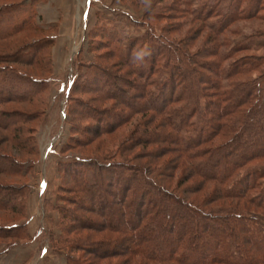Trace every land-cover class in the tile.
I'll use <instances>...</instances> for the list:
<instances>
[{"label": "trees", "instance_id": "trees-1", "mask_svg": "<svg viewBox=\"0 0 264 264\" xmlns=\"http://www.w3.org/2000/svg\"><path fill=\"white\" fill-rule=\"evenodd\" d=\"M38 1L0 9V41L21 32H45L46 36L25 47L19 63L39 68L50 65L51 71L49 51L55 44V27L46 29L37 23ZM200 7L192 15L211 32L206 39V44H211L209 62L188 50L155 47L153 42L160 36L150 26L146 39H153L147 55H142L143 49H135L138 39H129L126 47H113L114 39L117 44L122 40L117 33L97 25L90 29L89 48L94 49L95 40L106 45L135 77L123 85L117 75L91 65L83 82L75 78L70 83L67 103L73 101L71 94L76 91L90 92L97 99L126 106L128 113L96 109L82 100L76 107L70 105L67 114L73 123L72 133L63 149L113 132L135 114L144 117L137 122L139 136L131 141L154 149L144 152L150 157L148 166L95 160L62 162L61 191L73 195L60 199L73 208L57 206L62 235L54 244L98 258L125 256V264H264V219L251 213L264 215V83L259 80L264 78V55H240L244 50L256 51L253 43L264 31L252 30L238 43L231 38L242 32L235 26L241 21L264 22V0H207ZM158 75L167 77L160 81ZM50 80L13 65L0 67V128L8 131V140L18 150L35 156L24 161L0 150V172L8 177H28L38 160L37 131L28 124L41 114L6 111L2 105L42 103ZM79 115L91 119L94 126L74 125ZM171 153L184 169L175 189L167 168L174 165L178 169V162L161 166L155 161ZM88 170L93 183L86 178ZM193 178L200 180L184 185ZM29 188L27 182L17 180L0 183V212L25 218ZM79 209L99 216L98 224ZM77 228L117 237L88 244L84 238H70L68 234ZM31 240L27 222H0V243L5 244L0 253ZM89 260L72 258L70 263L88 264Z\"/></svg>", "mask_w": 264, "mask_h": 264}, {"label": "rangeland", "instance_id": "rangeland-1", "mask_svg": "<svg viewBox=\"0 0 264 264\" xmlns=\"http://www.w3.org/2000/svg\"><path fill=\"white\" fill-rule=\"evenodd\" d=\"M31 1L0 0V9L5 6ZM41 1H46L45 3L48 4L45 6L44 11H42L43 17L39 19L37 13V23L47 29L46 26H51L50 0H39L36 9L39 7ZM64 1H59L60 3H57L53 7V14L55 17L59 16L60 19L57 22L58 24L55 25L57 26L55 27L57 37L55 44L51 52L49 51V57H51L52 61L51 71L50 65L39 68L38 66L23 62L19 63V58L23 55L22 51L26 50L25 47L33 41L46 36L45 32H21L10 40L0 41V67L9 64L29 75L38 78H51L49 87L42 93V103L33 102L32 104H24L10 102L2 105V109L6 111L38 112L41 116L39 119L28 124V127L37 131V144L40 151L38 160L35 161L33 168L29 171V176L18 180L15 177H8L0 172V183L10 184L17 180L29 184V193L26 197V216L24 218L22 215L0 212V222L5 224L26 222L28 210L31 211V208H29L30 201H34L35 208H38L43 215L45 212L47 213V217L45 218L46 227L50 231L46 233L47 238L45 239L50 244V249L58 254L59 257L65 256L67 258L66 264H71L70 259L72 258H80L81 260L90 259L88 264H125V256L98 258L87 251L79 249L71 251L67 245L54 244L62 235L61 213L57 209V206L66 205L73 208V204L65 203L60 199L62 196L71 199L73 195L70 191H61V174L63 172H61L60 165L62 162L67 161L91 162L95 160L100 164L128 162L134 165L148 166L150 157H147L144 152L154 148L141 144L139 146L134 145L132 142L139 136L136 133L140 127L137 122L142 120L144 116L143 114H135L113 132L103 134L89 142L79 143L63 149V145L72 133L73 123L71 122L70 114H67L70 105L76 107L75 104L78 105L79 101L82 100L96 109H118L124 111L125 115L128 113L126 106L119 104L115 100L97 99L94 96L95 94L90 92L76 91L71 94L73 101L67 103V90L75 78L79 82H83L87 78L92 68L91 65H97L107 72L117 75V77L123 79V85L124 82L126 83L127 80L132 81L135 77L129 67L118 62L112 55V50L106 45L95 40L93 44L94 49L89 48L88 33L96 25L97 27L101 26L104 30L117 33L122 38V40H118V44L115 43L114 39L113 47L115 45L126 47L129 39H138L139 42L135 49H143L142 55L148 54V49H150L151 45L150 41L153 39H146V36L150 33L148 31L150 26L160 36L159 39L155 38L153 42L155 47L160 46L163 49L167 48L177 51L188 50L194 57H199L203 62H209L212 58L208 56L210 53L207 49L211 44H206V39L211 32L201 22L194 19L192 15L197 8L201 9L200 5L207 0H70L67 5L71 6L73 12L76 9L78 16L75 15V18H72L68 22L65 20ZM235 26L242 28L243 33L231 35L232 42L234 43H238L244 39V36L252 30L264 31V22L258 19L244 20ZM253 47L256 51L244 50L240 52V55H264V36L257 37L253 43ZM43 54L46 55V50ZM166 75L160 78L158 75L157 78L163 81L167 77ZM101 78L103 81V77ZM259 80L264 83V78H260ZM18 81L20 82V80ZM22 83L25 84L26 82L21 81ZM138 92L140 91L138 90L136 93ZM126 100L134 102L130 96H126ZM76 119L74 125L94 126L95 124L91 119H83L80 115ZM78 135V133H75L73 136L78 137ZM7 136L8 131L0 128L1 152L17 156L24 161L35 158L33 155L18 150L14 142L8 140ZM131 139L133 140L131 141ZM155 161L161 166H167L171 161V164L177 162L179 164L180 159L176 154L171 153L162 155L160 158L157 157ZM261 163H264V161H261ZM183 171V166H180V164L178 169H175L174 165H170V168H167V173L171 172L172 174L171 178L168 179L173 184L172 187L174 189ZM262 171H264V168ZM135 174L138 175V173ZM86 178L89 183L94 182L92 171H86ZM168 179H164V183L167 185H169L167 183ZM199 180V178H193L187 180L184 185L187 186ZM262 182L264 183V178ZM40 190H45V192L37 195V192ZM177 192L183 194L182 190ZM183 195L187 196V194ZM188 196L194 198V195L190 193ZM78 211L80 214H85L88 218H91L92 222L94 221L93 224H98L100 221L99 216L93 213L83 212L81 209ZM251 213L264 219V215L261 213L254 211ZM68 235L74 240L84 238L85 243L88 244L117 237V235L106 231L86 228H77ZM3 244L0 243V246ZM93 253L97 254L96 250ZM60 259L57 258L56 263L50 262V264H62Z\"/></svg>", "mask_w": 264, "mask_h": 264}, {"label": "crops", "instance_id": "crops-1", "mask_svg": "<svg viewBox=\"0 0 264 264\" xmlns=\"http://www.w3.org/2000/svg\"><path fill=\"white\" fill-rule=\"evenodd\" d=\"M59 1L62 0H50L49 5H50V27H57L59 22V16H56L53 14V7L57 4L60 3ZM70 0H65L64 1V6H65V20L71 21L72 18H75V15L78 16V13H76V9L73 12L71 9V6H68V2ZM46 1H41L39 4V7L37 8L38 12V18L40 19L43 17L42 11H44L45 6H47L48 3H45ZM57 10V9H56ZM70 17V18H67ZM64 21V20H62ZM65 22V21H64ZM86 22V21H85ZM47 28H50L46 26ZM55 38L56 37V32H55ZM45 190L37 192V195L39 193H44ZM36 206L34 205V201H30V206L31 211L28 210V215H27V224L29 231L33 237V240L20 244L16 246L15 248L0 253V264H50V262H57V258H61L60 260L62 261V264H66L67 258L65 256L59 257L58 254L54 253L50 249V244L47 243V236L46 233H49L46 227V217L47 213L45 212L44 215L39 211L38 208H35ZM45 219V220H44ZM44 234V236H43ZM49 238V237H48ZM50 242V241H49ZM49 244V246H48ZM5 244L1 245L0 248H3ZM52 261H51V260Z\"/></svg>", "mask_w": 264, "mask_h": 264}]
</instances>
